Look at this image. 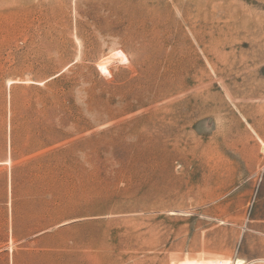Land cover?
I'll return each instance as SVG.
<instances>
[{
    "label": "rangeland",
    "instance_id": "374dc122",
    "mask_svg": "<svg viewBox=\"0 0 264 264\" xmlns=\"http://www.w3.org/2000/svg\"><path fill=\"white\" fill-rule=\"evenodd\" d=\"M264 264V0H0V264Z\"/></svg>",
    "mask_w": 264,
    "mask_h": 264
},
{
    "label": "crops",
    "instance_id": "0c3cea01",
    "mask_svg": "<svg viewBox=\"0 0 264 264\" xmlns=\"http://www.w3.org/2000/svg\"><path fill=\"white\" fill-rule=\"evenodd\" d=\"M241 259L244 261V264H251V261L246 262L244 258H237L235 260H219V259H209V260H200V259H191V260H186L185 264H235L237 261Z\"/></svg>",
    "mask_w": 264,
    "mask_h": 264
},
{
    "label": "bare ground",
    "instance_id": "6f19581e",
    "mask_svg": "<svg viewBox=\"0 0 264 264\" xmlns=\"http://www.w3.org/2000/svg\"><path fill=\"white\" fill-rule=\"evenodd\" d=\"M235 264H244V261L241 260V259H239V260L237 261V263H235Z\"/></svg>",
    "mask_w": 264,
    "mask_h": 264
}]
</instances>
